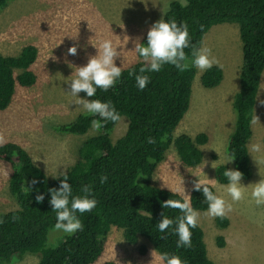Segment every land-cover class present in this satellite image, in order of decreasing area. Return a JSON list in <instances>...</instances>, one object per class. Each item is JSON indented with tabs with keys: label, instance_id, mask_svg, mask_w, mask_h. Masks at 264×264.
Returning a JSON list of instances; mask_svg holds the SVG:
<instances>
[{
	"label": "trees",
	"instance_id": "obj_1",
	"mask_svg": "<svg viewBox=\"0 0 264 264\" xmlns=\"http://www.w3.org/2000/svg\"><path fill=\"white\" fill-rule=\"evenodd\" d=\"M11 0H0V10ZM162 19L186 23L189 27L192 48L185 52L191 60L192 49H199L204 34L218 23H235L241 42V64L239 88L234 93L231 110L233 123L225 143V152L234 158L229 163H218L214 176L221 184H228L223 175L226 169H238L243 178L252 174L248 141L252 135L251 122L264 69V0H189L188 7H181L180 0H171ZM146 34L140 42H146ZM37 58V48L25 44L15 54L0 53V111L12 101L15 86L29 87L36 82L32 65ZM141 58L123 68L121 79L107 92L97 90L89 100L110 101L120 113L127 117L124 133L111 137L117 122H106L95 134L86 137L99 117L78 113L72 120L56 124L54 129L64 134H83L85 138L77 146V160L65 171L74 194H80L82 185L92 183L97 206L80 216L82 231L72 235L62 233L54 247H47V233L55 227V213L48 203V189L59 187V178L48 176L32 158L30 153L15 141H4L0 145V161L10 165L8 188L17 207L0 211V264H11L25 253L39 255L38 264H91L101 254L103 240L112 226L122 230L123 239L129 244L144 237L158 252L177 256L182 264H217L207 253L204 232L198 224L191 229L192 245L177 248L175 234L159 233L157 224L162 213L172 219L182 215L178 209L163 208V201L183 200L180 193L159 187L151 182L153 173L170 146H174L180 161L186 166H196L203 159L201 145L207 142L206 132L194 136L185 132L174 135V130L184 117L190 104L191 86L196 68L178 71L165 65L159 72L144 73L150 82L143 91L135 86V77L130 69L143 65ZM223 77L220 66L201 73L200 83L205 88L217 86ZM82 96L85 93L80 92ZM94 128V127H93ZM151 137L153 143H148ZM264 143V134L262 136ZM105 174L108 181L99 182ZM62 178V177H61ZM205 183V182H204ZM207 185L215 193L213 186ZM43 193L45 199L37 203L35 196ZM216 194V193H215ZM191 205L195 210H207L202 192L189 191ZM151 218L149 219V216ZM219 227L229 223L227 216L214 218ZM216 242L223 245L222 236ZM143 251V247L139 248ZM102 264H119L106 260ZM164 264V262H163Z\"/></svg>",
	"mask_w": 264,
	"mask_h": 264
},
{
	"label": "rangeland",
	"instance_id": "obj_2",
	"mask_svg": "<svg viewBox=\"0 0 264 264\" xmlns=\"http://www.w3.org/2000/svg\"><path fill=\"white\" fill-rule=\"evenodd\" d=\"M171 0H11L0 10V53L15 54L25 44L37 48L32 65L37 78L29 87L15 86L9 106L0 111V139L15 141L23 146L48 176L65 171L77 158V146L97 130L90 128L83 134H64L56 131V124L72 120L83 112L77 98L68 92L75 67L83 66L97 53L103 40H111L120 56L117 66L125 67L139 57L134 51L137 41L151 25L162 18ZM75 46V55L68 53ZM207 47L222 68L221 82L212 88L201 85V72L196 69L191 86L190 104L174 135L185 132L194 136L206 132L207 142L201 145L203 159L200 164L184 165L170 146L164 159L158 163L151 182L159 187L180 193L187 198L197 181L209 183L215 193L230 203L232 210L226 215L229 223L219 227L206 210H196L198 224L204 232L208 256L217 264H264V205L256 206L250 192L252 184L264 179V69L251 122L252 135L248 141L252 174L243 178L245 198L233 202L219 183L214 167L229 156L225 143L233 123L231 102L239 88L241 42L235 23L212 25L204 34L200 48ZM78 96L88 99L78 93ZM127 117L121 116L111 130L117 138L126 129ZM256 146L260 150L256 151ZM232 161L226 162L231 164ZM214 167H213V166ZM10 165L0 161V211L17 207L8 188ZM249 184V185H248ZM63 232L52 227L48 230L46 246L54 247ZM217 236L224 243L219 246ZM143 247V251L139 248ZM39 255L25 253L11 264H38ZM114 260L119 264H163L160 255L144 238L135 244L127 243L122 230L112 226L100 256L91 264Z\"/></svg>",
	"mask_w": 264,
	"mask_h": 264
},
{
	"label": "clouds",
	"instance_id": "obj_3",
	"mask_svg": "<svg viewBox=\"0 0 264 264\" xmlns=\"http://www.w3.org/2000/svg\"><path fill=\"white\" fill-rule=\"evenodd\" d=\"M141 2H145V0H141ZM188 4L189 0H180L181 7L186 8ZM117 46H114L111 40H103L98 48L95 46L96 55L90 56L83 66L75 67V76L70 80L68 92L77 98L76 102L82 106L84 113L99 117V120H93V127L97 130L103 127L106 122H119L121 120L120 113L110 101L88 100L78 96V93L83 92L87 97H93L96 96L98 89L107 92L117 84L123 72V68L114 62L120 56ZM186 48H192L189 27L186 23H177L175 20L162 18L155 21L147 31L146 42L137 41L133 48L137 56L144 62L139 68V75L136 74L135 69L129 70V75L135 77L136 88L143 91L149 84L150 77L144 73L159 72L165 65H171L178 71H185L191 66L201 73L211 69L214 65L219 66V62L211 56L209 48H193L191 60L186 55ZM76 52L75 46L69 47V54L75 55ZM147 140L148 143L154 142L151 137H148ZM2 144L3 140L0 139V145ZM255 150L259 151V146H256ZM233 158L234 155L223 163L230 162ZM223 175L228 180L225 190L231 200L238 202L244 199L247 186L241 183L242 172L238 169L225 168ZM52 176L59 178V187L48 189L50 193L48 203L51 206V211L55 213V229L67 235L82 231L84 225L79 217L90 213L97 206L93 184L82 185L80 194H74L67 173ZM107 181V175L99 176L101 184ZM250 184H252L250 192L252 201L256 206L264 205V179ZM193 187L194 190L202 192L204 202L208 205L205 213L208 217L223 218L232 210L231 204L227 203L223 196L215 194L207 183L197 181ZM44 199L43 193L35 196L37 203H42ZM162 207L178 209L182 215L172 219L162 213V218L157 224L158 232L167 234L171 230L177 237V248L191 247V229L198 226L200 214L193 209L190 196L187 195V198L183 200L167 199L163 201ZM160 260L164 264H182L179 257L170 256L168 253H162Z\"/></svg>",
	"mask_w": 264,
	"mask_h": 264
}]
</instances>
